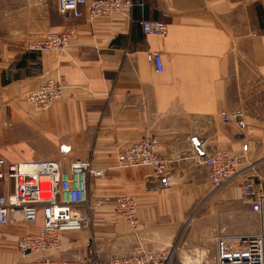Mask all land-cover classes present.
I'll use <instances>...</instances> for the list:
<instances>
[{"label":"crops","instance_id":"1","mask_svg":"<svg viewBox=\"0 0 264 264\" xmlns=\"http://www.w3.org/2000/svg\"><path fill=\"white\" fill-rule=\"evenodd\" d=\"M50 1L0 0V157L57 160L63 168L90 159L107 172L88 181L90 226L64 233L48 254L107 264L137 246L169 250L187 225L178 263L190 257L209 264L211 254L214 263L209 220H190L188 211L210 192L203 155L237 153L246 140L249 160L264 158L263 113L247 117L243 135L220 119L223 110L263 101L264 0H132L130 8L94 18L60 14ZM142 21L164 22L167 31L145 33ZM48 30L71 31L69 47L26 49ZM149 51L162 55L161 72L146 59ZM47 78L61 81L62 96L40 111L24 95ZM148 136L170 161L167 173L117 167V150ZM120 191L136 198L135 230L123 220L111 223ZM40 225L41 216L0 225V264H15L17 238Z\"/></svg>","mask_w":264,"mask_h":264},{"label":"built area","instance_id":"2","mask_svg":"<svg viewBox=\"0 0 264 264\" xmlns=\"http://www.w3.org/2000/svg\"><path fill=\"white\" fill-rule=\"evenodd\" d=\"M60 14L71 13L90 18L109 16L132 6V0H54ZM145 33L164 35L167 24L161 21H142ZM71 31L48 30L26 43L32 51L65 50L69 47ZM146 59L156 72L163 68L162 55L149 51ZM63 85L59 79L47 78L28 90L24 99L37 110H47L61 98ZM247 107L220 112L222 122L233 123L243 135L247 129ZM248 142L242 141L240 151L229 153L217 149L201 158L207 178L213 188L241 178L240 199L259 215L264 208V172L257 166L264 158L251 161L247 157ZM118 167H150L155 176L168 171L169 161L159 154V142L153 136L120 147L116 153ZM106 168H95L90 159L76 160L63 168L57 160L8 162L0 157V225L35 223L41 216L37 232L17 238L15 246L21 258L15 264H100L96 256L88 259L58 258L48 254L60 247L62 235L82 231L90 226L88 181L102 177ZM114 221H125L133 230L139 225L137 201L133 194L120 191L112 205ZM214 264H264V229L254 235H217L214 237ZM107 264H173V250H148L137 246L127 256L111 258Z\"/></svg>","mask_w":264,"mask_h":264},{"label":"rangeland","instance_id":"3","mask_svg":"<svg viewBox=\"0 0 264 264\" xmlns=\"http://www.w3.org/2000/svg\"><path fill=\"white\" fill-rule=\"evenodd\" d=\"M39 3L41 5L43 4V2ZM50 3L51 5H53L55 1H50ZM262 96L263 97H261V99L263 101H259V103H257L258 100L256 98L249 100V104H247L248 118L252 117L256 119L258 118V116H261L262 113V116L264 117V91L262 92ZM257 169L259 170L258 167ZM239 179L240 178L235 179L227 183L225 186L217 189L213 188L212 185L209 184V188L207 189V191H210L209 194L205 196L202 195L196 201L193 208L188 211V218L190 220L193 217L209 220L210 226L207 236L211 237L210 243H212L213 245V250L214 237L217 235H254L258 234L261 229H264V208L262 214L259 215L251 211L249 205L242 202V200L240 199V183L238 184ZM113 221L114 213L111 223L115 225ZM186 221L189 220L186 219ZM186 229L187 225L180 227V232L177 235V240L171 247V249L173 250V264H179L178 262L180 256L179 254H177L176 248L179 242L183 240L184 236H186ZM209 254L210 253H208V255ZM211 255H209L210 258L208 259L209 264H214ZM192 259L188 257L187 263L195 264L196 262H191Z\"/></svg>","mask_w":264,"mask_h":264},{"label":"water","instance_id":"4","mask_svg":"<svg viewBox=\"0 0 264 264\" xmlns=\"http://www.w3.org/2000/svg\"><path fill=\"white\" fill-rule=\"evenodd\" d=\"M197 146H199V145H197Z\"/></svg>","mask_w":264,"mask_h":264},{"label":"bare ground","instance_id":"5","mask_svg":"<svg viewBox=\"0 0 264 264\" xmlns=\"http://www.w3.org/2000/svg\"><path fill=\"white\" fill-rule=\"evenodd\" d=\"M187 260V259H186Z\"/></svg>","mask_w":264,"mask_h":264}]
</instances>
